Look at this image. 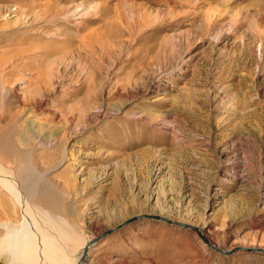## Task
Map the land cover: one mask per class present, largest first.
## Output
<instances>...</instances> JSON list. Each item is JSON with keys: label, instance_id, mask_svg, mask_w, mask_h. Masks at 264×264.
I'll use <instances>...</instances> for the list:
<instances>
[{"label": "rangeland", "instance_id": "rangeland-1", "mask_svg": "<svg viewBox=\"0 0 264 264\" xmlns=\"http://www.w3.org/2000/svg\"><path fill=\"white\" fill-rule=\"evenodd\" d=\"M0 163L88 264H264V0H0Z\"/></svg>", "mask_w": 264, "mask_h": 264}, {"label": "bare ground", "instance_id": "bare-ground-1", "mask_svg": "<svg viewBox=\"0 0 264 264\" xmlns=\"http://www.w3.org/2000/svg\"><path fill=\"white\" fill-rule=\"evenodd\" d=\"M57 165L40 175L46 177ZM38 179L28 185L0 163V191L20 208L24 218L20 224H0L6 233L4 246L14 258L9 264H88L93 240L79 241L67 219L72 210L59 195V186L50 178ZM40 180L47 181L39 186Z\"/></svg>", "mask_w": 264, "mask_h": 264}, {"label": "water", "instance_id": "water-1", "mask_svg": "<svg viewBox=\"0 0 264 264\" xmlns=\"http://www.w3.org/2000/svg\"><path fill=\"white\" fill-rule=\"evenodd\" d=\"M129 221H131V219H127V220H125L124 222H122L120 225H117V226H115L114 228L105 231V232L103 233V235L106 234V233H110V232H112L113 230L122 227L123 225L127 224ZM176 224H178V225H182V226H186V227H190V228L194 229V230L197 231V232L199 231L198 228L193 227V226H189V225H187V224H181V223H178V222H176ZM202 238H203L204 242H206L207 245H209L210 247H212L213 249H215V250H217V251H219V252H222V253H230V252H232V250H227V251L220 250L218 247L214 246V245L211 243V241L208 240V238H206V237H204V236H202ZM96 239H97V238H95V239L93 240V242H94ZM240 248H241V249H246V248H244V247H240ZM247 250H251V249H250V248H247ZM262 251H263V250H262ZM20 264H21V263H20Z\"/></svg>", "mask_w": 264, "mask_h": 264}]
</instances>
